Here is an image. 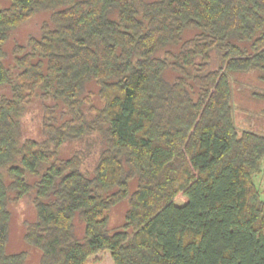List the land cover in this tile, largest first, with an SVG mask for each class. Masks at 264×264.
Masks as SVG:
<instances>
[{
	"label": "trees",
	"instance_id": "trees-1",
	"mask_svg": "<svg viewBox=\"0 0 264 264\" xmlns=\"http://www.w3.org/2000/svg\"><path fill=\"white\" fill-rule=\"evenodd\" d=\"M39 11L49 13L39 36L15 44L4 64L11 31ZM248 71L264 82V0H9L0 9V264H24V252H5L6 203L30 192L36 217L24 240L38 264H86L101 250L114 264H264L254 184L264 135L238 132L231 102L230 75ZM34 99L37 139L21 128ZM85 139L98 146L93 168L77 152L59 158L62 144ZM127 197L122 227L109 232L108 210Z\"/></svg>",
	"mask_w": 264,
	"mask_h": 264
},
{
	"label": "rangeland",
	"instance_id": "rangeland-1",
	"mask_svg": "<svg viewBox=\"0 0 264 264\" xmlns=\"http://www.w3.org/2000/svg\"><path fill=\"white\" fill-rule=\"evenodd\" d=\"M9 0H0V9L7 7ZM49 13L45 11L35 12L30 18L20 23L11 31L7 41L3 45L6 51L4 64H9L11 59V50L15 44L24 45L29 37H38L40 34V25L43 21L48 20ZM193 32H187L186 37H190ZM211 67H215L214 61ZM232 89V106L233 119L238 132L248 130L264 135V82L258 80L256 71L236 72L230 75ZM86 92L89 94L90 102L96 107L101 106V101L97 96V86L90 82L86 85ZM40 109L35 99L28 104L22 118L21 128L23 137L39 138L40 130ZM95 138V137H94ZM87 139L67 141L62 144L59 150V158L66 159L75 152L85 155L83 162L88 170L93 166L94 160L98 155V146L87 148ZM90 140V139H89ZM93 168V167H92ZM91 172V171H90ZM27 180L32 183L35 177H28ZM254 184L260 192L261 199L264 200V159L262 170L254 176ZM135 189V182L130 184L129 193ZM33 192L15 197L14 193L9 194L6 203L8 212L7 220V242L5 252L15 254L24 252V264H38L40 251L35 247L27 244L24 240L26 225L33 222L36 217L35 207L33 204ZM128 209V197L119 201L108 210L109 232H113L122 227L125 213ZM75 232L81 236L83 232V223L78 218H74ZM86 264H114L110 252L101 250L91 255Z\"/></svg>",
	"mask_w": 264,
	"mask_h": 264
}]
</instances>
